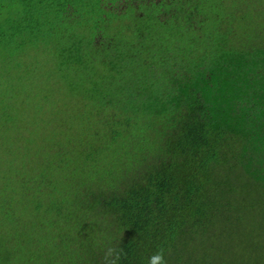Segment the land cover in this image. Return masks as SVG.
<instances>
[{
	"label": "trees",
	"instance_id": "trees-1",
	"mask_svg": "<svg viewBox=\"0 0 264 264\" xmlns=\"http://www.w3.org/2000/svg\"><path fill=\"white\" fill-rule=\"evenodd\" d=\"M1 126L0 264L264 263V0H0Z\"/></svg>",
	"mask_w": 264,
	"mask_h": 264
},
{
	"label": "rangeland",
	"instance_id": "rangeland-1",
	"mask_svg": "<svg viewBox=\"0 0 264 264\" xmlns=\"http://www.w3.org/2000/svg\"><path fill=\"white\" fill-rule=\"evenodd\" d=\"M47 73H49V72L47 71ZM17 76H19V75L18 74L12 75L13 81L15 83L21 85L22 83L17 80L18 79ZM43 86H45V85H43ZM21 87H22V85H21ZM26 89L30 90V87H26ZM21 103H22V101H21ZM69 110H70V108H67L63 114L65 116H67L70 113ZM48 111L49 112L47 113L46 109L41 110V108L38 109V108L34 107L33 104H31V108L29 110V113L25 109V107L15 108L12 112H13L14 117L17 116L18 118L21 119V121H24V124H20L19 128H21V130H23L24 128H26L27 130H30V128H31L30 125H33V124L28 123L29 121L41 122L42 120L47 119L48 115H52L51 112H56V111H51V110H48ZM19 128L17 127V129H19ZM31 130H33V129H31ZM50 131H51V129H43L34 138L37 140V143L40 147L44 146V143H45L44 138L48 137ZM25 134L26 133H24V135ZM18 135H19V132L17 130H15L13 127H9V128H4L3 126L0 127V173L1 174L3 173V170L5 169L3 165H7L6 162L10 159L9 157H11V158L19 157L20 159L24 158V160L29 161L28 157L26 155L25 156L23 155V154H25L27 149L22 148L23 144H24L23 142L21 145H19L20 141H19ZM32 136L34 137V135H32ZM27 137H28V134H27ZM18 163H19L20 168L24 167L23 169H25V170L30 169L29 163H27L23 160H19ZM11 170H13V169H11ZM14 172H16V171H14ZM14 175H16V173ZM23 178H24V180L26 179L25 177H15L13 179L6 180L5 184L8 185V187H5V189H2L3 186L0 183V204L1 205L3 204V202L1 203L2 199L8 194L9 189L7 190V188H11L14 191H19V192L21 191V187L19 185L21 183L19 182V180L23 179ZM246 262H247V264H252L249 261H246ZM259 264H260V262H259Z\"/></svg>",
	"mask_w": 264,
	"mask_h": 264
},
{
	"label": "clouds",
	"instance_id": "clouds-1",
	"mask_svg": "<svg viewBox=\"0 0 264 264\" xmlns=\"http://www.w3.org/2000/svg\"><path fill=\"white\" fill-rule=\"evenodd\" d=\"M148 264H166L163 253L158 252L152 255L148 260Z\"/></svg>",
	"mask_w": 264,
	"mask_h": 264
}]
</instances>
